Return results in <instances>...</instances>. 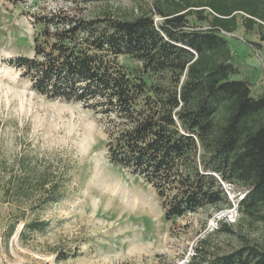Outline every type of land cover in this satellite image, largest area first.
Wrapping results in <instances>:
<instances>
[{"label": "trees", "instance_id": "1", "mask_svg": "<svg viewBox=\"0 0 264 264\" xmlns=\"http://www.w3.org/2000/svg\"><path fill=\"white\" fill-rule=\"evenodd\" d=\"M152 8L130 18L65 6L33 14L40 29L32 55L7 63L36 94L107 117L108 161L152 187L165 220L234 208L264 222V93H252L226 36L239 15L257 35L251 45L264 49V0H153ZM120 56L136 64L124 65ZM17 164L29 175V161L19 157ZM5 185L15 193L31 186L13 179ZM39 185L33 207L63 198L62 180ZM228 190L237 193L235 203ZM17 218L7 237L25 219ZM218 223L216 230L232 231ZM47 225L32 217L19 234ZM203 241L185 264H264V246L243 243L218 254L206 252Z\"/></svg>", "mask_w": 264, "mask_h": 264}, {"label": "rangeland", "instance_id": "2", "mask_svg": "<svg viewBox=\"0 0 264 264\" xmlns=\"http://www.w3.org/2000/svg\"><path fill=\"white\" fill-rule=\"evenodd\" d=\"M152 2L107 0L82 5L57 0H0V264H185L203 240L206 252L218 254L243 243L264 246V222L242 216L234 208L223 214L199 210L165 220L152 187L108 161L104 148L107 117L79 103L36 94L7 63L17 55H32V39L40 29L33 14L65 6L76 13L83 8L87 16L109 11L130 18L143 11L153 12ZM158 19L154 15L156 22ZM238 23L233 33L226 34L236 60L243 68H264V49L251 45L257 35L245 31L239 15ZM252 56L254 61L246 63ZM118 60L130 67L136 64L124 56ZM19 157L29 161V175L17 167ZM98 172H103L109 183L120 179L139 191L147 208L133 213L117 201L106 203L92 187ZM12 179L29 180L31 186L18 193L7 192L5 184ZM40 179L64 183L63 198L43 210L33 207ZM236 194L228 190L234 203ZM17 216L25 219L19 220L7 237ZM32 217L48 225L42 231L20 235L22 223ZM219 219L232 231L216 230Z\"/></svg>", "mask_w": 264, "mask_h": 264}, {"label": "bare ground", "instance_id": "3", "mask_svg": "<svg viewBox=\"0 0 264 264\" xmlns=\"http://www.w3.org/2000/svg\"><path fill=\"white\" fill-rule=\"evenodd\" d=\"M106 178L108 179L103 172L99 173L95 176L92 186L100 193L99 197L105 199L106 203L112 204L114 201H117L122 208L128 209L133 213L138 211L141 212L143 209L147 208L139 191L136 192L135 190H132L129 186L123 184L120 179L109 183L110 181Z\"/></svg>", "mask_w": 264, "mask_h": 264}, {"label": "crops", "instance_id": "4", "mask_svg": "<svg viewBox=\"0 0 264 264\" xmlns=\"http://www.w3.org/2000/svg\"><path fill=\"white\" fill-rule=\"evenodd\" d=\"M246 63L254 61V57H250ZM241 76L247 78L251 83L252 93L254 95L264 93V68H242Z\"/></svg>", "mask_w": 264, "mask_h": 264}, {"label": "built area", "instance_id": "5", "mask_svg": "<svg viewBox=\"0 0 264 264\" xmlns=\"http://www.w3.org/2000/svg\"><path fill=\"white\" fill-rule=\"evenodd\" d=\"M220 214H223V213H220Z\"/></svg>", "mask_w": 264, "mask_h": 264}]
</instances>
